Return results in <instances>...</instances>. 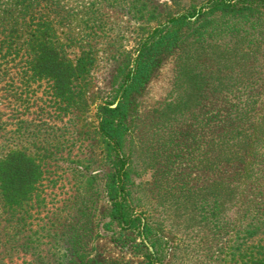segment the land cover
Here are the masks:
<instances>
[{"label": "trees", "instance_id": "1", "mask_svg": "<svg viewBox=\"0 0 264 264\" xmlns=\"http://www.w3.org/2000/svg\"><path fill=\"white\" fill-rule=\"evenodd\" d=\"M45 1L0 0V59L8 62L23 50L27 80L47 78L54 97L71 104V82L83 79L95 58L86 48L75 58L63 53L52 20L40 12ZM164 63H170L166 71ZM159 70L168 97L141 109L143 91ZM113 78L111 100L97 107L109 203L104 228L137 236L132 246L142 251L145 264H185L139 208L138 143L149 154L152 163L146 164L159 180L163 176L155 186L170 191L168 206L177 219L191 232L197 229L196 235L211 227L216 244L227 236L228 264H264V0H203L167 16L139 41L132 59L121 58ZM0 133L3 258L22 234L48 150L34 129L17 125L6 132L0 121ZM93 178H87L90 185ZM77 226L66 227L77 236L76 241L68 234L75 254L68 264H87ZM204 238L196 251L187 246L188 258L198 250L196 258L202 256Z\"/></svg>", "mask_w": 264, "mask_h": 264}, {"label": "rangeland", "instance_id": "2", "mask_svg": "<svg viewBox=\"0 0 264 264\" xmlns=\"http://www.w3.org/2000/svg\"><path fill=\"white\" fill-rule=\"evenodd\" d=\"M58 1L55 4L53 0H46L39 9L52 20L63 53L75 58L86 48L93 53L95 61L83 79L71 82L74 93L70 104L68 99L54 97L52 81L47 78L27 80L23 50L8 62L0 59V121L5 131L17 129V125L21 131L34 129L48 150L45 160L38 156L44 162V173L37 183L38 192L30 202L32 206L25 217L22 234L14 242V250L3 258L4 247L0 245V264H68L75 255L74 249H68L70 241H77V236L69 234L66 227L76 221L79 250L83 249L87 264L89 260L92 264H145L142 251L132 246L131 240L138 241L137 236L130 233L128 238L127 232H121L119 239V229L104 228L109 203L103 191L105 165L96 133L97 107L112 98L116 87L113 74L121 58L132 59L139 41L167 16L184 12L203 0ZM169 67L170 63H164L162 69L166 71ZM164 74L159 70L144 89L141 109L167 99L170 88L163 79ZM136 148L140 167L136 170L134 192L140 199V210L144 209L155 221L158 234L170 240L176 247V256L186 258L185 264H228L225 256L228 237L224 236L216 244L211 239V227L204 234L196 235L197 229L191 232L182 217L177 219L176 211L168 206L170 191L155 186L156 180L160 183L163 176L159 180L146 164L151 162L149 154L141 153L138 143ZM90 175L94 176L91 185L87 181ZM202 235L206 251L199 258H196L199 250L188 258L192 252L186 251L187 246L196 251ZM122 238L127 239L126 244Z\"/></svg>", "mask_w": 264, "mask_h": 264}, {"label": "water", "instance_id": "3", "mask_svg": "<svg viewBox=\"0 0 264 264\" xmlns=\"http://www.w3.org/2000/svg\"><path fill=\"white\" fill-rule=\"evenodd\" d=\"M114 106V105H113ZM150 248V250H151V247H149Z\"/></svg>", "mask_w": 264, "mask_h": 264}]
</instances>
